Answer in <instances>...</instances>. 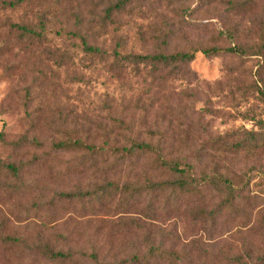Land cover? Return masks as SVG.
Segmentation results:
<instances>
[{
  "label": "trees",
  "instance_id": "obj_1",
  "mask_svg": "<svg viewBox=\"0 0 264 264\" xmlns=\"http://www.w3.org/2000/svg\"><path fill=\"white\" fill-rule=\"evenodd\" d=\"M190 1L0 0V13L23 11V19L7 20L0 26V67L7 73L11 60H17L24 81L28 73L35 72L33 61L44 60L68 71L75 68L80 53L93 65L95 61L103 64L117 80L125 81L126 93L138 95L137 100L130 99L125 105V123L110 108L116 131L125 133L122 144L109 142L112 132L106 134L100 147L88 138L84 140L86 132L71 111L63 106L41 105L36 82L25 88L21 105L29 129L11 142H7L4 132L0 133V147L9 150L5 156L0 155V257L20 264H251L250 255L248 261L240 255L210 261L201 242L185 240L177 224L170 230L164 228L169 220L185 219L211 232L224 214L240 213V204L247 203L245 191L249 187V182L240 185L243 178L229 170L223 172L218 161L205 160L201 152L193 154L189 137L194 124L188 120L183 103L191 101L194 93L185 88L176 95L171 91L176 83L188 87L197 82L190 68L197 53L208 58L226 53L246 55L238 43L237 29L223 30L207 44L191 40L188 24L194 12L190 11ZM227 5L235 16L258 7L252 0H229ZM144 9L159 22L149 50L122 54L115 49L108 64L111 54L90 32L100 26L117 33L122 18ZM56 39L60 46H55ZM222 39L228 48L220 45ZM260 39L262 45L251 56L264 54V27ZM126 117L131 119L129 123ZM135 118L140 130L134 134ZM260 128L264 131V125ZM42 131L48 138L40 136ZM247 135L252 140L250 148L247 142H238L224 146V153L236 158L246 150L255 153L264 149V134ZM107 154L119 158L101 174L106 178L125 165L129 176L122 189L106 187L97 191L81 184L76 191H60L49 201L36 191L35 184L39 183L34 178L58 157H75L83 175L97 170L98 160ZM117 196H124L118 209L129 216L102 222L98 231L53 219L58 214L77 213L79 207L83 213L106 208L105 200ZM209 200L214 201L211 209ZM4 207H8V215ZM42 211L52 220L50 224H24L22 213L34 212L39 217ZM258 262L264 264V257Z\"/></svg>",
  "mask_w": 264,
  "mask_h": 264
},
{
  "label": "rangeland",
  "instance_id": "obj_2",
  "mask_svg": "<svg viewBox=\"0 0 264 264\" xmlns=\"http://www.w3.org/2000/svg\"><path fill=\"white\" fill-rule=\"evenodd\" d=\"M228 1L191 0L190 11L194 13L188 24L189 35L191 40L207 44L216 40L223 30L237 29L238 43L245 49L246 55L240 57L226 53L220 57L208 58L197 53L190 66L197 82L188 87L186 84L176 83L175 89L171 91L176 95L185 88L194 93L191 101L185 100L183 103L187 107L185 114L188 120L194 124V130H190L189 146L194 155L197 152L204 153L205 160L218 161L223 172L229 170L243 178L240 185L249 182L245 191L247 203L240 204V213L221 216L217 228L211 232L208 228L185 219L177 222L169 220L164 228L170 230L177 224L185 240L201 242V248L208 252L210 261L216 262L215 259L219 256L235 258L238 255L248 261L246 257L250 255L251 264H259L258 258L264 257V149L255 153L246 150L234 158L224 153V146L247 142L250 148L252 140L247 133L264 134L260 128V124L264 125V96L261 95L264 94V54L262 57L251 56L253 50L262 45L260 32L264 27V0H252L258 7L238 16L229 13ZM21 19L23 11L14 15L1 12L0 26L7 20L18 22ZM121 21V29L117 33L112 28L101 29L100 26L94 27L90 32L99 38L101 45L111 54L108 64L112 62L115 49L122 54L147 52L148 44H151L157 34L155 28L159 22L147 9L136 11L131 17H124ZM219 42L222 47L228 48L225 39ZM55 46H60L57 39ZM32 64L36 69L33 74L28 73L27 81L21 80L23 73L18 69L17 60L9 62L8 73L5 68L0 67V133L4 132L7 142L15 141L29 129L21 102L25 88L36 82V87L40 90L41 105L51 108L63 106L62 108L71 111L80 129L86 132L84 140L88 138L90 142L102 147L107 135L113 132L108 136L109 142L122 144L125 133L116 131L110 108H114L115 116L125 123L126 103L130 99H138L137 94L125 92V81L117 80V77L106 71L103 64L95 61L93 65L90 58L82 57L80 53L75 68L68 71L60 70L56 64L44 60L40 63L33 61ZM133 106L132 104L131 108ZM129 117H126L128 123L131 120ZM134 122L135 134L140 129L136 118ZM40 136L48 138L43 131ZM218 141L224 142V145ZM8 153L9 150L0 147V155ZM117 158L119 156L107 154L98 160L97 170L82 175L80 169H77L75 157H58L34 178L39 183L35 184L36 191L42 192L45 200L49 201L60 191H76L81 184H88L92 190L97 191L106 187L122 189L129 176L126 175L128 170L125 171V165L106 178L101 174ZM124 199V196H117L112 200H105L108 205L106 208L97 207L94 211L83 213L79 212V207L77 213L71 211L64 216L58 214L53 219H61L56 221L60 224L68 221L74 226L88 225L92 231H98L102 222H115L129 216L118 209V204ZM212 204L214 201L209 200L210 209L213 208ZM7 208L4 207V212L8 215ZM22 216L24 224L30 226H47L52 222L43 211L39 217L34 212L22 213ZM0 264L20 263L0 257Z\"/></svg>",
  "mask_w": 264,
  "mask_h": 264
}]
</instances>
